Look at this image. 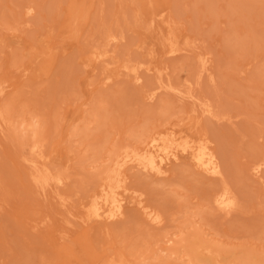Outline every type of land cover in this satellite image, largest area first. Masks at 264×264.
I'll return each instance as SVG.
<instances>
[{
    "label": "rangeland",
    "instance_id": "obj_1",
    "mask_svg": "<svg viewBox=\"0 0 264 264\" xmlns=\"http://www.w3.org/2000/svg\"><path fill=\"white\" fill-rule=\"evenodd\" d=\"M89 51L106 55L85 63ZM6 102L57 144L50 168L66 181L36 184L31 132L0 126V264H191L198 241L214 264H264V0H0ZM157 133L205 143L220 177L185 156L157 177L123 162ZM107 169L125 182L124 214L93 222L87 205ZM223 186L232 212L212 205Z\"/></svg>",
    "mask_w": 264,
    "mask_h": 264
},
{
    "label": "bare ground",
    "instance_id": "obj_2",
    "mask_svg": "<svg viewBox=\"0 0 264 264\" xmlns=\"http://www.w3.org/2000/svg\"><path fill=\"white\" fill-rule=\"evenodd\" d=\"M25 13H30V10H27V12H25ZM162 13H163V11H162ZM159 15L160 16H165L163 14L161 15V13ZM166 42H168V39H167ZM170 48H172V47L170 46ZM88 53L89 54H87V56H85L86 57L85 63H89L91 61H95L101 56L103 58V56L106 55V53H102V52L100 53L98 51L97 52L96 51H89ZM172 53H173V51H172ZM140 63H142V62L140 61ZM128 64L129 63H127V65ZM142 65H144V64L142 63ZM107 66L108 65H106L105 67H107ZM124 66L128 68V66H126L125 64H124ZM124 66H122V67H124ZM202 66H203L202 68L204 69L205 68L204 65H202ZM134 67H135V65H134ZM129 68H128V70H130ZM123 69H126V68H123ZM140 70L138 68V71H140ZM133 71H134V69H133ZM138 71L137 72L134 71V72L137 74ZM134 72H132L133 75L135 74ZM129 73H131V72H129ZM141 73H142L141 75L145 74L143 71ZM128 75L129 74H127V76ZM136 76H134L133 78H135ZM110 77H112V76H110ZM110 77L108 76L107 79L106 78L105 79L106 80H108V79L110 80L111 79ZM131 77H129V79ZM138 79H139V77H136L134 80L137 81ZM132 83H135V81L132 82ZM135 85H136V83H135ZM159 85H160V83H159ZM188 85H190V84L188 83ZM7 105L8 104L6 102L5 105H2L0 107V126H3V125L6 126L7 125V127H9L10 129L12 127V129H11L12 131H15L18 128H20V129L22 128L21 130H28L29 129L28 131L31 132V134H30L31 136L27 137V139L29 138V140L26 143V145H27V152H28V155H29L30 168H31V170L33 171V174H34L33 175L34 176L33 177V179H34L33 181L36 184H38L41 187H43V188L45 186L46 187L49 186V187H52V188H54L56 190H58L59 188L61 189L62 188L61 186L64 185V181H66V177H64V175L62 173L63 170L62 171L59 170V171L53 172L51 170V168H50V167H53L55 169V166H57L56 164H59V161H60V157L58 156L57 150H56V145L57 144L56 145L51 144V143H50V145L47 144V142H48V141H46L47 139H45L42 136H40V134L38 132V129H37L38 126H36L35 120L34 121L33 120L29 121L27 123L23 122L21 120L18 121V122L14 121V119H13V115L14 114L13 115H8V113H10L12 111L10 109L11 107H9ZM200 105H203V104H200ZM203 107H204L203 112H205L206 114L209 113V115L211 113L213 114L212 109H211L212 108L211 105L205 104V105H203ZM9 109H10V111H9ZM88 117H89V114H88ZM90 119H92V118H90ZM23 120H24V118H23ZM93 120H95V118ZM70 122L72 124L74 121L70 120ZM87 122L88 121H86V124H87ZM89 122H88V124H89ZM70 127H71V125H70ZM73 127H74L73 131H74L75 130V126H73ZM72 128H71V131H72ZM78 130L76 128L75 132L78 133ZM81 130H83L82 127H81ZM18 131L20 132V130H18ZM29 132H28V134H29ZM71 133L73 134V132H71ZM41 134H42V132H41ZM81 134L83 135V133H81ZM79 137H81V135ZM79 137H78V139H79ZM23 139H24V137H23ZM178 156H185L186 158L190 159V161L193 163L192 165L197 170H199V171H201L203 173L209 174V175L214 176V177H220V175H221L220 170H219V166L216 164L214 154L209 150V148L207 147V145L205 143H200V142L197 143V142H194V141H191V140H188V139H180V138H178V136L176 138L174 135H171V134H169V135L168 134H160V133L154 134L151 138H149V139L147 138V140L145 141V146H144V148L142 150L137 151L135 149H126L122 153L123 162L128 163V165L129 164L132 165V167H135L136 170L138 169L139 171H142L141 173L144 172L145 175L147 173V175L149 174L148 176H150V174H151V175H154L156 177L165 174L166 171L168 172V170H166L167 169V165L169 163L177 161L179 159ZM260 164L261 163H259L257 168H259V166H261V165H262L261 168L263 167V164H261V165ZM60 166H63V164L60 163ZM60 169H61V167H60ZM107 170H106V173H103L104 177L102 176L103 178L101 179L102 181L104 179L102 193L96 199H93L91 202H89L88 205L86 204L88 206L87 209H86V214H87V218L86 219L89 218L93 222H100L101 221L103 223H108V222H111L113 220H116V219L122 217L123 214H124V205H125L124 194L127 191V189L124 187V183L125 182L123 181V177H121L119 175V172H116L115 170H113V171H109V170L107 171ZM253 170H255V168ZM261 170L263 171V169H261ZM255 171H258V170H255ZM139 175H141V174H139ZM154 176H153V178H155ZM260 176L262 177V175H260ZM225 183L226 182H224V184ZM224 186L222 188H220V190L215 192V194L212 196L211 202H212V205L215 207L216 210H218V211L220 210V211H223V212L227 213V212L231 211L235 207L234 206V199L235 198L233 199V197L231 195V193H232L231 190H228V188H226ZM235 203H236V201H235ZM146 208H147L146 206L142 207V210H143L142 214H143L144 218L148 219L147 221H149L151 225L159 226L160 224H162V220L163 219L161 218V215L159 213H156V214L152 213L153 211L152 212H148V211H146ZM178 236H180V235H178ZM178 238H181V237H178ZM174 240H172L170 238V239L166 240V242L164 244L165 245L166 244H170V245L172 244V246L174 247V250H175L174 252H176V250L180 249L181 246H178V247H175V246L180 244V242H182V240H180L178 242H175ZM199 242H201V241H198V243H196L194 245V247H192L190 249L191 251L189 250L190 252H189L188 255H189L190 259L189 258H187V259H189V261H191V264H212L213 263V258L210 257V258H212V259H210L207 256L204 257L203 253L204 254L208 253V254L211 255V252H213V250L211 251V249H213V247L205 245V244H204L205 246L204 245H199ZM186 243H187V241H186ZM173 247H171V248L170 247H166V248H163V249L161 247H159V248H161V251L166 249V252H168L167 248H169L168 250H171V252H172ZM154 251H152V252H154ZM215 251H217V250H215ZM155 253L156 252H154V254ZM192 253H194V254H192ZM151 254H153V253H151ZM171 254H174V253H171ZM201 255L203 256V258L201 257ZM136 257H139V254ZM140 257H143V256H140ZM136 259L138 261V258H136ZM152 259H153V257H152ZM143 260H146V259H143ZM211 260H212V263H211ZM139 261L136 264H140ZM109 264H129V263L124 262V261H116L115 259H111V262ZM241 264H248V263L245 260V262L241 263Z\"/></svg>",
    "mask_w": 264,
    "mask_h": 264
}]
</instances>
